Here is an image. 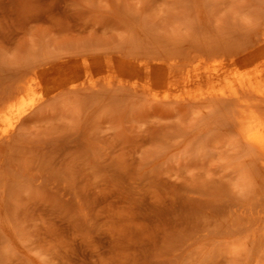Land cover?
<instances>
[{"label":"rangeland","instance_id":"obj_1","mask_svg":"<svg viewBox=\"0 0 264 264\" xmlns=\"http://www.w3.org/2000/svg\"><path fill=\"white\" fill-rule=\"evenodd\" d=\"M263 52L264 0H0V109L64 64L0 128V264H264V156L194 83Z\"/></svg>","mask_w":264,"mask_h":264},{"label":"bare ground","instance_id":"obj_2","mask_svg":"<svg viewBox=\"0 0 264 264\" xmlns=\"http://www.w3.org/2000/svg\"><path fill=\"white\" fill-rule=\"evenodd\" d=\"M261 55H264V52ZM63 66L64 64L56 67L40 68L28 74L29 77L26 81L18 86L11 96L6 98V105L0 109V128L7 125H13V119H16L17 122L20 121L27 114L28 110L36 105L35 97L38 94H41L46 86V84L41 81V78L44 76H50L53 70H60ZM162 66L153 68L146 65V67H144L145 69L143 67L140 68H143L150 73L152 72L153 75V72H159V74L163 73L166 68L163 69L164 66ZM165 74L169 77L174 74V71L171 70ZM161 76L164 75L161 74ZM194 83L196 85L207 84L213 88L215 85L221 84L223 88L221 87L219 93L216 94L223 98H227V100L229 99L240 103V111H238L239 133L243 139L252 146L256 152H258V154L264 156V64L261 67H256L255 70L245 68L244 70L237 71L233 76H230L225 69L214 72L207 70L197 75ZM93 84L95 85L94 82ZM43 97L44 96L42 95L41 98ZM14 129L15 126L9 131L6 138L11 136Z\"/></svg>","mask_w":264,"mask_h":264}]
</instances>
